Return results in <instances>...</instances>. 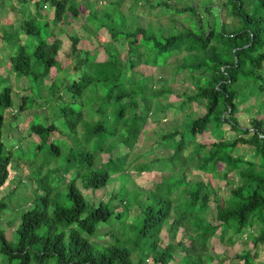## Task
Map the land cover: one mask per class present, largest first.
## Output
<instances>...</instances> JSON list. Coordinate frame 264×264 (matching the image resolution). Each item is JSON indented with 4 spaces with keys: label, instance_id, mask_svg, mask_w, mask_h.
I'll use <instances>...</instances> for the list:
<instances>
[{
    "label": "trees",
    "instance_id": "1",
    "mask_svg": "<svg viewBox=\"0 0 264 264\" xmlns=\"http://www.w3.org/2000/svg\"><path fill=\"white\" fill-rule=\"evenodd\" d=\"M41 1L43 4L36 2L37 10H46L49 2L55 25L64 23L68 14L74 19L81 15V4L77 6L76 0ZM135 1L143 7L158 9V17L169 15L171 24L156 27L148 23L133 30L116 29L117 15L123 17L118 10L120 0L112 3L110 10L91 12L85 19V26L90 23L94 33L105 29L112 42L126 46L125 58H121L113 45L106 51V60L98 62L95 55L92 58L93 54L79 47L81 38L75 34L58 38L52 31L43 38L29 19L21 27L36 45L32 52L22 45L11 55L7 79L14 73L20 78L33 77L40 84L37 95L32 87L26 88L27 95L21 98L16 113L38 105L51 110L41 118L45 124L31 120L27 133L39 138L35 154L48 146L53 157L60 156L62 147L50 142L51 136L59 133L57 125L50 120L54 116L61 119L70 135H78L77 129L81 126L82 136L75 149L69 148L66 153L69 169L64 175L74 170L73 177L62 178V190L48 189L43 196L32 199L18 215L16 245L12 246L0 230V252L10 261L17 260V264L51 261L55 264H145L146 259H152L154 264H174L178 258V264H211L215 261L207 250L211 238L219 232L221 241L228 233L229 240H233L256 225L257 235L249 233L248 236L254 237L253 247L264 243V112L254 105L264 94V73H260L264 68V0H226L220 8H215L211 0ZM0 5L5 6V0H0ZM218 10L223 12L224 20L216 29L212 16ZM177 16H186L189 25L179 23ZM229 17L232 21L227 23ZM5 41L14 44L13 37ZM63 43L70 50L72 67L69 70L58 60ZM177 56L180 58L168 62ZM139 66H171L174 76L183 74L192 93L181 97L179 110L184 111L186 104L195 103L204 113L196 119L187 114L179 126L162 135L159 144L168 148V156L134 167L138 172H148L161 161V167L172 165L164 195L158 196L159 187L157 192L155 188L141 192L128 187L125 194L132 192L129 198L118 201L114 192L106 202L89 204L81 189L95 192L117 178L128 180L127 158L147 119L159 109L165 112L173 108L160 101H167L174 94L172 88L165 81H159L162 84L156 88L153 76L136 71ZM72 73L81 74L77 79L73 76L69 79ZM47 78L51 79L49 85L44 84ZM61 78L66 84L58 86ZM2 81L6 82V77ZM91 88L97 97L85 98ZM11 93L10 87L0 89V106L4 109L13 107ZM246 102L248 106L240 109ZM93 105L97 107L91 109ZM242 115L247 116V127L239 124ZM3 125L4 117L0 115V189L9 179L12 161L11 153L5 150ZM224 125L235 133L233 140H225ZM206 133L215 141L198 144L190 139ZM112 142L121 143L129 152L101 162V155H109L113 150ZM192 143L189 155L183 156ZM241 146L250 147L251 156L235 155ZM221 166L229 189L225 198H212L215 191L208 184L186 178L187 167L217 174ZM211 202L215 204V211L209 222L206 215ZM122 205L123 211L115 213ZM135 205H139V215L133 217L135 222L129 223V211ZM7 207L6 197L0 198V220ZM116 222L123 225L125 232L110 231L112 241L106 245H94L90 241L100 224ZM180 230L186 235L174 243ZM131 238L136 239L132 246ZM255 256L247 251L235 258L244 264H253Z\"/></svg>",
    "mask_w": 264,
    "mask_h": 264
},
{
    "label": "rangeland",
    "instance_id": "2",
    "mask_svg": "<svg viewBox=\"0 0 264 264\" xmlns=\"http://www.w3.org/2000/svg\"><path fill=\"white\" fill-rule=\"evenodd\" d=\"M85 1H87L86 4ZM116 1L118 0H76L75 4L77 6H80L81 4V15L74 19L68 14L64 17L65 22L58 25H55L51 20L53 19V8L49 2L46 4L47 9L44 11H39L36 7V2H40V4L42 2L43 4V1L41 0H7L5 3L6 7H0V13L3 14V16L0 17V89L5 86L10 87L12 89L11 97L13 101L12 109H4L0 106V115L4 117L2 130L3 142L6 152H10L12 155L9 179L0 189V198L6 197V203L8 205L7 209L4 211V217L0 220V230L4 231L6 239L12 246L16 245L18 240L15 233L19 224L18 215L30 205L32 199L35 200L38 196H43L48 189L54 187H58L59 190H62V183L64 182L62 178L70 179L75 174L74 170H71L67 175H64V172L69 169V164L66 162L69 158V154L66 153L69 148L75 149L82 136L80 133L82 130V128H80L81 126L77 129L79 131L78 135L77 133L70 135L68 134V131L63 128L61 119H59L58 116L51 118V115L50 120L54 121L55 125H57L59 133L53 134L50 142L52 141L54 144L62 147L61 154L58 157H53L52 152L48 150V146L42 147L40 152L37 155L35 154L38 152L37 150V152H35L34 148H36L39 138L27 133L31 120L33 123H44L41 118L51 113V110L49 107L39 108L38 105V107L30 109L24 113H16L21 98L27 95L26 88L32 87L34 89V94L37 95V85L40 84V81H37L36 83L33 77L20 78L14 73H12L9 80L7 79L11 63V55L16 54L22 45L26 46L29 52H32L36 45L35 40L33 41L32 37L27 36L21 27L24 25V22L29 19V21L33 22V25L37 26L41 31V36L43 38L49 36L52 31L58 38H61L65 34H68L69 36L75 34V36L81 38L79 47L86 52L93 54L92 58L95 55V60L98 62L106 60V51L113 45H115L120 51L121 58H125L126 46L123 47L118 42H112L109 33L105 29H101L94 33L93 30L95 29L90 23L85 26V19L89 13L101 12L106 9L110 10L111 8L109 6ZM193 1L196 3L199 0ZM211 1L215 8H220L221 4L225 3L226 0ZM13 5H15V7L11 8ZM142 5L143 4L140 2L136 4L135 0H120L118 10L123 17L117 15L115 21L116 29H121L123 31L133 30L137 26L146 27L148 23H151L156 27L160 24L165 27L171 24L169 15L164 14L161 17H158V9H150L149 7H143ZM180 5H182V1H180ZM214 13L215 14L212 18L215 19L216 29H219L221 21L224 20L223 12L218 10V12L216 11ZM42 14L45 15V17ZM4 15H7L8 18ZM176 19L184 26L189 25L186 16H177ZM231 21L232 19L230 17L226 19L227 23H230ZM45 24H48V26H45ZM8 37L9 39L13 37L14 44L10 45L8 41H5V39L8 40ZM18 39L21 42L18 43ZM69 52L70 50L63 43L59 50L58 60L59 63L64 67L66 66V69L68 70L72 67V59L71 56L68 55ZM176 58H180V56L171 57L168 62L173 63ZM136 71L143 76H153L156 81V88H159L162 84L159 81H165V84L172 88L174 94L170 95L167 101H164V99H161L160 101L163 105H171L173 108L170 107L168 110H165V112L159 109L147 119L146 125L143 128L137 143L127 158V171L130 175V180L123 177L117 178V180H114L106 188L95 192L81 189L89 204L97 203L100 200L106 202L114 192V195L118 196V201L129 198L132 192L125 194V192H127L125 189H128V187H135L141 192H146L147 190L154 188V192H157V187H159L160 190L157 192L158 196L161 197V195H164L167 190L166 186L170 182V178L167 180V177L172 173V165L168 163L170 169L168 167H161V165H163V161H161L160 163H157L156 166H153L152 170L148 172H138L134 167L146 162H151L155 158L161 159V157L168 156L170 154L168 148L162 143L159 144L162 135L171 131L175 126H179L187 114L191 113L192 119H196L204 113V110L195 103H192L191 105L186 104L184 111L179 110V104L182 100L181 97L192 93V89L189 81L185 79L183 74L177 76L172 74L171 66H166L164 68L139 66L136 68ZM260 73H264V68ZM80 74L81 73H77L76 75L72 73L69 79L72 76L77 79ZM5 77L6 82H3L2 79ZM50 83V78L45 79L44 84L49 85ZM64 83L66 84V81H64V78H61V80L57 82V85L61 86ZM85 96V98H92L96 96V93L94 92V89L91 88L87 90ZM246 99L247 98L244 100ZM254 105L259 108L262 113L264 112V94L254 102ZM247 106L248 103L246 102L244 105H240V109H245ZM96 107L97 105H93V107L90 108L95 109ZM76 108L78 109L79 105H77ZM246 117V115L239 117V124L242 127L248 126L249 122ZM89 127H91V125H89ZM222 129L223 131H227L225 140H233L236 137L234 132H229L228 126L224 125ZM190 139H192V142L198 144H208L215 141L210 133H206L203 136H198L196 138L191 137ZM111 144L113 145V150L109 155L102 154L100 158L101 162H106L108 159H117L119 156L129 152V150L121 143L115 144L112 142ZM193 146V143L190 144L183 152V156H188ZM251 154L252 149L247 146H241L235 150V155L251 156ZM98 158L99 154L97 156V159ZM222 169L223 167L221 166L218 168L217 174H212L208 171L204 172L196 168L193 169L187 167L185 173L187 175V180L202 181L205 184H208L212 190L215 191V195L212 198L221 199L227 197L229 194V189L225 186L226 183L222 177ZM40 172L41 176L39 174ZM232 177L235 181L236 178L234 174ZM36 181H40L41 183L36 185ZM160 184H162V186ZM77 185L80 187L79 183ZM142 201H145V196H143ZM123 208L122 205L119 209H115V213H120L119 211H123ZM139 211V205H135L132 210L129 211L127 221L129 223L135 222V220L132 221V219L134 216L139 215ZM214 211L215 204L214 202H211L210 211L206 215V219L209 222L212 221ZM98 229L99 230L89 238L94 245H106L110 243L112 241L110 231L118 234L119 230L122 232H125L126 230L123 229L122 224L119 225V222H116L114 225L100 224ZM249 233H251L252 236L257 235L258 226L256 225L248 229L247 232L234 237L233 240H229L230 233H228L229 235L224 237L221 241L218 232L209 240L207 245L209 255L215 258V261L211 264H244L243 261L238 260L235 257L247 251H249L251 255L256 254L252 260L253 264H264V243L253 247L254 237H252V239L249 238ZM184 235H186V232L180 230L174 243L179 242L181 238L183 239ZM162 239H164V236H162ZM135 242L136 239L131 238L130 246ZM133 260H137V258L133 256ZM172 263L178 264V258L174 259ZM0 264H17V260L10 261L5 254L0 252ZM49 264L55 263L54 261H51ZM145 264L154 263L152 259H146Z\"/></svg>",
    "mask_w": 264,
    "mask_h": 264
},
{
    "label": "crops",
    "instance_id": "3",
    "mask_svg": "<svg viewBox=\"0 0 264 264\" xmlns=\"http://www.w3.org/2000/svg\"><path fill=\"white\" fill-rule=\"evenodd\" d=\"M7 2V0L5 1V3ZM0 7H1V5H0ZM6 7V5L5 6H3V8H5ZM13 7H15V5H13V6H11V8H13ZM3 16V14H1L0 13V17H2ZM4 16H6V18H8V16L7 15H4ZM2 21V20H1Z\"/></svg>",
    "mask_w": 264,
    "mask_h": 264
}]
</instances>
